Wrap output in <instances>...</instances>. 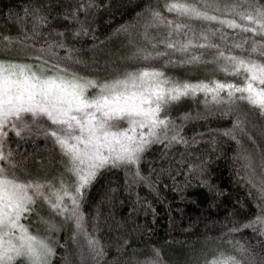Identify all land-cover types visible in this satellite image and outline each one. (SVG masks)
<instances>
[{
	"label": "snow or ice",
	"instance_id": "obj_1",
	"mask_svg": "<svg viewBox=\"0 0 264 264\" xmlns=\"http://www.w3.org/2000/svg\"><path fill=\"white\" fill-rule=\"evenodd\" d=\"M111 8V0H28L4 10L21 34L0 38V264H53L58 247L63 264L73 258L115 264L99 233L105 225L116 231L125 224L115 213L123 203L116 199L121 185L105 180L100 199L84 210L100 178L122 171L123 191L133 198L128 220L141 209L155 214L141 185L159 197L168 180L180 200L194 186L219 194L211 183L213 157L201 158L204 150L195 146L215 150L229 141L236 143L234 161L244 162L236 176L255 213L240 219L230 211L232 219L218 221V235H206L190 261L264 264V0H145L101 39L95 29L101 13L114 18ZM57 19L68 23L53 27ZM114 34L124 36L126 51L108 50L98 59ZM85 51L90 56L81 55ZM175 66L202 68L206 75L181 78L166 70ZM186 98L202 107L178 111ZM209 117L231 124L185 133L186 125ZM29 141L32 150L21 147ZM153 145H162L153 159L169 162L150 163L146 173L141 162ZM69 229L61 242V230ZM141 229L133 225L118 234V254ZM124 264L171 261L161 247L134 245Z\"/></svg>",
	"mask_w": 264,
	"mask_h": 264
},
{
	"label": "trees",
	"instance_id": "obj_2",
	"mask_svg": "<svg viewBox=\"0 0 264 264\" xmlns=\"http://www.w3.org/2000/svg\"><path fill=\"white\" fill-rule=\"evenodd\" d=\"M28 0H0V38L3 35H17L20 33V27L15 20H5L4 10L8 8L9 4L16 7H22ZM38 3H47V0H37ZM145 0H111L112 8L109 9L113 13L114 18L109 19L105 13H101L99 17V23L96 26L95 33L98 37L103 39L112 29L125 20L134 15L137 9L143 5ZM68 22L63 19H57L53 21V27H63ZM29 29L31 25H26ZM47 31V29H43ZM124 39L123 35H112L110 39L105 41V53H102L98 59H103V55L108 50L118 51L119 54H123L126 49L121 48V41ZM2 43V39H0ZM84 44H91V37L86 38L83 41ZM15 48L12 50V55L15 57ZM81 55L88 57L90 53L87 51L82 52ZM82 69L83 66H80ZM175 75L184 78L187 74L189 79H200L206 74L202 68L195 71H188L183 66L168 67L166 69ZM197 107H202L198 102H194L191 98H186L179 106L178 111H188L189 109L195 110ZM173 115H177V110H173ZM231 124L230 119L218 120L216 118L209 117L208 120H200L192 122L185 126V133L191 135L194 131L202 132L205 127L216 128L226 127ZM240 139L244 145L248 148L252 147L251 141L246 136L241 135ZM37 143L44 144L43 138H37ZM22 148L32 150V144L29 141L27 144H21ZM162 145H153L145 154V159L141 162V168L144 172L149 171V164H153L154 167L161 165L166 166L168 160L156 161L153 158L159 156L160 148ZM178 148L180 146H177ZM235 141H229L228 143L218 144L215 150L211 149L206 144L195 146V150L200 151L203 149L201 158L203 155H209L213 157L210 164L211 183L218 186L220 193L217 194L215 190L209 191L208 188L203 186H194L186 189V196L184 200L178 199L179 193L173 191L171 182L165 180L160 185L161 194L157 197L154 193L141 185L139 193L141 196H147L153 202L155 208V214L151 210L146 213L143 209L134 213L131 220H128V207L132 203V197H129L127 193H124L123 173L119 170H113L111 174L106 173L101 177L99 183H97L90 190V197L85 205V212L91 209L92 205L100 199L104 191V183L107 179H114V181L121 185L117 200L123 201V203L117 204L115 213L116 218L123 219L125 221L124 226L116 231H110L108 226L105 225L99 235L101 239L107 243L106 252L108 253V259L112 260L116 257L115 264H124V257L131 254V249L135 245L138 248L146 245H156L163 250L164 258L171 261V264H191L190 258L192 254L199 253L201 247L204 246V237L206 235H218L220 230V224L218 221L225 218L231 220L232 216L228 215L231 211L237 218L246 219V213H255V207L252 200L248 197V188L238 182L236 176L237 167L241 166L243 172L242 160L233 159V152L235 151ZM187 162L186 159L185 167ZM178 163V161H177ZM35 167V163L32 164ZM182 179V177H180ZM164 183H167L169 187L165 188ZM102 211L107 212L108 206L103 205ZM170 217H172L170 221ZM191 222L192 227L189 228ZM115 223V222H114ZM91 224V217L89 216V227ZM133 225H142V229L137 232H133L131 240L127 245V250L122 254H118L116 250V244L118 242V234H124L131 230ZM251 230H248L244 234L245 238L249 235ZM70 234L61 230L59 238L61 242L64 241L65 236ZM183 241V243L177 242ZM63 250L57 248V255L53 257V264H63L62 261ZM210 258V257H209ZM72 264H79L78 259L73 258Z\"/></svg>",
	"mask_w": 264,
	"mask_h": 264
},
{
	"label": "rangeland",
	"instance_id": "obj_3",
	"mask_svg": "<svg viewBox=\"0 0 264 264\" xmlns=\"http://www.w3.org/2000/svg\"><path fill=\"white\" fill-rule=\"evenodd\" d=\"M32 222H33V224H34V227H35V226H38V225L35 224V218H34V217H33V221H32Z\"/></svg>",
	"mask_w": 264,
	"mask_h": 264
}]
</instances>
